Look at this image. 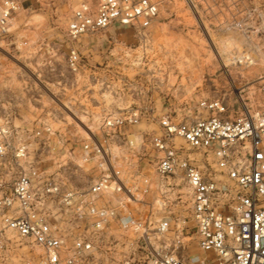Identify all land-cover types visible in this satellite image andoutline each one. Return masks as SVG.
Wrapping results in <instances>:
<instances>
[{
    "label": "built area",
    "instance_id": "built-area-1",
    "mask_svg": "<svg viewBox=\"0 0 264 264\" xmlns=\"http://www.w3.org/2000/svg\"><path fill=\"white\" fill-rule=\"evenodd\" d=\"M160 8L159 0L81 2L65 34L77 42L120 26L141 35L147 48ZM21 9L19 0H0V56ZM65 67L81 70L74 46ZM153 77L128 83L140 87L130 92L131 104L100 110L94 130L80 127L77 154L59 134L62 157L53 170L38 159L46 152L41 141L57 138L52 125L41 123L32 135L41 146L32 159L25 131L0 110V264H8V236L20 250L39 251L19 264H264V78L255 103L202 96L175 106ZM97 87L117 100L110 83ZM72 100L69 107L57 99L50 120L75 117ZM87 165L95 175L80 186ZM180 187L189 198L184 210ZM191 241L199 253H189Z\"/></svg>",
    "mask_w": 264,
    "mask_h": 264
},
{
    "label": "rangeland",
    "instance_id": "rangeland-1",
    "mask_svg": "<svg viewBox=\"0 0 264 264\" xmlns=\"http://www.w3.org/2000/svg\"><path fill=\"white\" fill-rule=\"evenodd\" d=\"M19 1L22 9L11 22L6 53L0 56V110L8 114L12 128L25 131L32 159L38 158L41 147L40 140L32 136L35 130L44 122L56 130L57 138L41 141L46 152L38 159L46 169L53 170L62 157L55 149L59 134L67 140L64 147H72L77 154L84 136L80 127L94 130L95 114L100 110L131 104L130 92L140 87L128 83L140 84L155 76L164 82L158 92H168L175 106L202 96L257 101V88L264 78V0H159L161 8L147 48L141 35L120 26L70 42L65 26L72 10L81 2L95 4L97 0ZM72 46L81 55L77 74L65 67ZM240 55L245 58L242 64L236 59ZM101 82L119 91L117 100L108 93L101 96L97 87ZM57 99L69 107L73 99L75 117L67 113L72 119L64 114L62 123L51 121L49 113L58 109ZM84 170L80 186L95 175L92 165ZM179 191L184 210L189 204L187 190L180 187ZM175 203L170 195L169 205ZM8 238L12 243L8 264H19L39 252L27 246L20 250L19 240ZM189 253H199L195 241Z\"/></svg>",
    "mask_w": 264,
    "mask_h": 264
}]
</instances>
